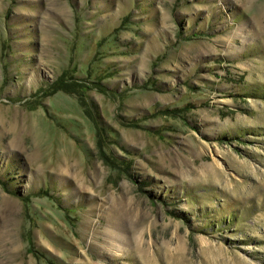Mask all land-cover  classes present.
I'll list each match as a JSON object with an SVG mask.
<instances>
[{"label":"rangeland","instance_id":"1","mask_svg":"<svg viewBox=\"0 0 264 264\" xmlns=\"http://www.w3.org/2000/svg\"><path fill=\"white\" fill-rule=\"evenodd\" d=\"M0 264H264V0H0Z\"/></svg>","mask_w":264,"mask_h":264},{"label":"bare ground","instance_id":"2","mask_svg":"<svg viewBox=\"0 0 264 264\" xmlns=\"http://www.w3.org/2000/svg\"><path fill=\"white\" fill-rule=\"evenodd\" d=\"M15 126H16V125H15ZM60 165H62V166L65 165V166H66L67 164H65L64 162H63V163L61 162ZM60 165L58 166V170L62 171V169H61L62 166H60ZM75 176L78 177V173H76ZM112 238H113V237H112ZM114 239H116L118 242H120V240H121L120 238H117V237H116V238L114 237Z\"/></svg>","mask_w":264,"mask_h":264}]
</instances>
